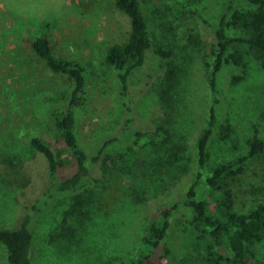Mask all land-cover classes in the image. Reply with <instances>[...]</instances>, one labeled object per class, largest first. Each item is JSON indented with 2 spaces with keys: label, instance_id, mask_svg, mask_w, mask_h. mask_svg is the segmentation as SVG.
<instances>
[{
  "label": "rangeland",
  "instance_id": "rangeland-1",
  "mask_svg": "<svg viewBox=\"0 0 264 264\" xmlns=\"http://www.w3.org/2000/svg\"><path fill=\"white\" fill-rule=\"evenodd\" d=\"M139 3L151 27L161 22L165 28L168 25L174 28L172 34L178 41L171 60L179 64L183 74L179 86L182 92L172 102L174 107H164L157 95L163 68L152 51L147 54L145 64L135 68L130 76L136 119L132 129L150 123L166 124L184 150V170H177V176L171 177L166 187L157 185L161 180L142 186L132 175H126L123 182L134 187V196L120 199L109 208H102L99 189L89 178L82 180L76 189L57 194L32 227L34 264H118V257L136 249L142 227L157 209L183 197L186 186L197 179L195 139L206 122L210 103L213 25L222 13L252 5L247 0H139ZM129 30L130 19L115 6L114 0H0V224H14L21 207L44 188L47 162L30 145L32 137L50 141L62 153L60 159L71 157L55 134L51 119L54 112L62 110V97L71 81L49 70L26 39L44 33L50 38L55 55L76 59L84 66L86 100L74 108V114L80 140L92 152L107 135L120 132L124 111L118 99L115 71L104 61V51L110 44L124 42ZM192 32L196 45H184ZM245 60L249 63L245 73L241 66L233 64H226L219 72V120L209 142L204 174L217 163L243 153L254 125L264 134L261 117L264 69L252 54L245 53ZM235 76L240 78L234 80ZM223 125L231 128L225 139L221 136ZM111 149L120 153L146 183L148 164L166 157L159 149L143 150L135 146L132 134ZM261 160L264 161V152L255 165H264ZM74 170L71 157L70 162L60 167V177H67ZM94 175H100L98 169ZM198 180L199 195L206 197L210 188L202 183V178ZM76 194L93 200L97 221L81 224L78 219L68 218L62 227L63 213ZM173 213L169 236L152 257L155 262L162 261L161 264H174L185 255L188 258L203 253L181 224L187 216L186 209L178 208ZM257 250L264 259V240ZM218 251L226 252L224 247ZM0 264H10L1 243Z\"/></svg>",
  "mask_w": 264,
  "mask_h": 264
},
{
  "label": "trees",
  "instance_id": "trees-1",
  "mask_svg": "<svg viewBox=\"0 0 264 264\" xmlns=\"http://www.w3.org/2000/svg\"><path fill=\"white\" fill-rule=\"evenodd\" d=\"M247 1L252 6L228 10L213 25L214 50L208 78L210 103L206 122L195 139L197 179L186 186L183 197L172 201L165 208L157 209L152 219L142 227L136 249L118 257V264H161L162 261L155 262L152 257L169 236L173 211L178 208L186 209L187 216H184L181 224L203 253L188 258L185 255L174 264H189L188 261L194 264H264L257 250L264 240V165H255L264 152V134L261 135L258 125L253 126L243 153L217 163L209 173H203L209 159V142L219 120V72L226 64H233L241 66L245 73L249 67L245 53L252 54L264 69V0ZM114 3L128 15L130 30L124 42L113 43L106 48L104 61L115 71L117 94L124 117L120 132L107 135L92 152H88L80 140L74 114V108L86 100L87 77L84 66L76 59L55 55L50 38L44 33L26 39L35 56L49 70L63 74L71 81L69 90L62 97V110L54 112L51 119L55 134L62 139L64 149L74 159L75 170L65 178L60 177V167L70 162L71 157L60 159L62 153L50 141L40 136L31 138L32 148L41 152L46 159L47 179L41 193L21 207L14 224H0V243L5 247L10 264H34V221L57 194L76 189L82 180L89 178L93 182L94 187L99 189L102 208H109L120 199L134 196V187L123 182L126 175H132L133 180L142 186H150V182L161 180L157 185L166 187V183H171L170 178L177 176V170H184V150L166 124L150 123L147 127L132 129L136 119L131 104L130 76L135 68L145 64L149 52H153L159 59V66L163 68L157 89L161 105L172 109L176 95L182 92L179 86L183 69L171 60L178 41L175 33L172 34L174 28L169 25L165 28L161 22L151 27L139 0H114ZM196 41L192 32L187 35L184 45L195 46ZM237 78L240 77L235 76L234 80ZM261 117L264 121V109ZM221 128V136L225 139L229 136L230 125ZM131 134L135 146L143 150L144 147L154 151L159 149L166 154L162 160L155 159L148 164L150 172L144 175L149 179L147 183L120 153L111 149ZM95 169L99 170V176L94 175ZM199 178L210 188L206 197L199 195ZM154 191L156 194L157 191ZM74 198L70 208L64 211L60 225L64 227L68 218L78 219L81 224L96 222L93 200L81 198L78 194ZM83 206L90 207L86 210ZM219 247H224L226 252H219ZM166 251L169 253L170 250L166 248Z\"/></svg>",
  "mask_w": 264,
  "mask_h": 264
}]
</instances>
